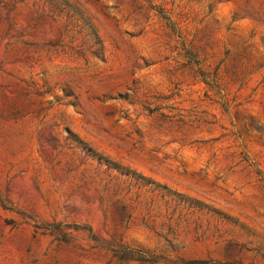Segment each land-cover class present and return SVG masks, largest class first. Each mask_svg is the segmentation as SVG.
Here are the masks:
<instances>
[{
    "label": "rangeland",
    "instance_id": "374dc122",
    "mask_svg": "<svg viewBox=\"0 0 264 264\" xmlns=\"http://www.w3.org/2000/svg\"><path fill=\"white\" fill-rule=\"evenodd\" d=\"M0 264H264V0H0Z\"/></svg>",
    "mask_w": 264,
    "mask_h": 264
}]
</instances>
